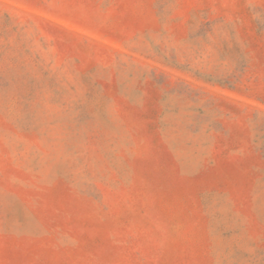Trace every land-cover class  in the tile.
Instances as JSON below:
<instances>
[{"label":"rangeland","instance_id":"1","mask_svg":"<svg viewBox=\"0 0 264 264\" xmlns=\"http://www.w3.org/2000/svg\"><path fill=\"white\" fill-rule=\"evenodd\" d=\"M0 264H264V0H0Z\"/></svg>","mask_w":264,"mask_h":264}]
</instances>
